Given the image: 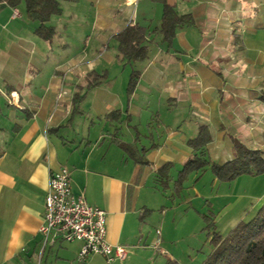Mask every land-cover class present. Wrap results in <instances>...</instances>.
<instances>
[{"label":"crops","instance_id":"0c3cea01","mask_svg":"<svg viewBox=\"0 0 264 264\" xmlns=\"http://www.w3.org/2000/svg\"><path fill=\"white\" fill-rule=\"evenodd\" d=\"M164 5L189 16L170 43L159 31ZM61 8L47 41L21 4L0 1V264H80V241L43 246L38 232L49 173L60 166L71 172L72 193L106 212L108 242L127 248L112 264H150L146 253L161 232L147 241L148 193L158 168L169 164L172 181L194 154L188 139L206 128L209 141L195 153L209 162L232 159L234 140L264 155V0H78ZM128 24L145 30L148 55L123 64L114 36ZM93 71L106 79L85 89ZM77 91L85 108L73 111ZM122 142L134 143V156ZM252 177L258 206L264 174L234 181L250 188ZM83 264L108 263L91 255Z\"/></svg>","mask_w":264,"mask_h":264},{"label":"trees","instance_id":"16d2710c","mask_svg":"<svg viewBox=\"0 0 264 264\" xmlns=\"http://www.w3.org/2000/svg\"><path fill=\"white\" fill-rule=\"evenodd\" d=\"M12 7L22 5L26 16L38 23L35 32L43 39L50 41L55 35L54 27L49 24L52 16L60 15L61 2H76L78 0H0ZM189 21L188 15L178 14L173 7L164 5L159 31L162 38L170 43L175 30L183 23ZM117 41V57L123 63H135L143 61L148 55V45L145 38V30L137 24H128L122 31L115 34ZM139 71L133 69L130 73L131 83L134 84ZM106 79V74L90 72L87 76L85 89L97 86ZM84 97V92L77 91L73 97V111H77ZM117 111H113L116 113ZM209 141V135L205 127H201L197 135L187 140L194 154L189 157L178 171V179L181 180L187 173L199 170L209 165L217 179L231 181L236 177L248 174L259 175L264 173V155L261 150L251 149L234 140V157L223 163L209 162L201 154L195 153ZM126 152L134 156V143H119ZM141 157V156H140ZM141 163L145 161L139 158ZM169 164H164L157 169L156 176L168 179ZM162 173V174H161ZM210 224H207V227ZM210 242L212 250L201 264H264V200L256 213L248 220L237 222L226 235L215 231L212 225ZM172 264H178L173 262Z\"/></svg>","mask_w":264,"mask_h":264},{"label":"rangeland","instance_id":"374dc122","mask_svg":"<svg viewBox=\"0 0 264 264\" xmlns=\"http://www.w3.org/2000/svg\"><path fill=\"white\" fill-rule=\"evenodd\" d=\"M69 37H56V43ZM126 67L125 73L131 69L129 65ZM79 107L85 108V105L79 104ZM193 171L181 180L178 173L172 181L156 176V189L148 193L152 209L144 218L147 241L152 243L151 240L156 238V229L161 232L156 251L149 248L146 253L153 259L150 264H201L213 248L210 242L212 225L224 236L237 222L250 219L262 204L256 205L261 194L255 186L258 177H252L253 185L249 188L242 179L234 181L239 176L222 181L210 168L197 175L192 174ZM141 262L134 259L133 264Z\"/></svg>","mask_w":264,"mask_h":264},{"label":"built area","instance_id":"2783aa9c","mask_svg":"<svg viewBox=\"0 0 264 264\" xmlns=\"http://www.w3.org/2000/svg\"><path fill=\"white\" fill-rule=\"evenodd\" d=\"M16 8L13 14H17ZM63 91H60L58 98ZM71 172L66 166L49 173L48 187L44 199V213L38 232L42 245L56 239L80 241L81 247L76 261L83 263L91 255L103 256L108 264L123 261L128 250L123 245H114L106 238V212L89 204L84 196L71 190Z\"/></svg>","mask_w":264,"mask_h":264}]
</instances>
